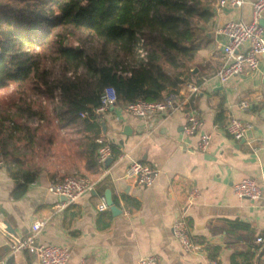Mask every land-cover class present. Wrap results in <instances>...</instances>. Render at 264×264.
Here are the masks:
<instances>
[{
	"label": "crops",
	"instance_id": "0c3cea01",
	"mask_svg": "<svg viewBox=\"0 0 264 264\" xmlns=\"http://www.w3.org/2000/svg\"><path fill=\"white\" fill-rule=\"evenodd\" d=\"M208 1L213 11L205 29L209 42L199 50L191 64L192 75L185 80L198 85L199 93L188 97L183 81L167 95L183 105L166 119L159 114L150 120L134 117L119 104L108 109L101 116L100 127L96 126L120 154L113 157L95 193L83 194L75 203L60 207V196L47 190L50 182L64 175L97 178L102 171L86 168L77 136L64 129L53 132V147L50 140L46 144L52 148L48 155L21 154L11 148L0 153L5 160L0 168V264H37L33 250L13 255L9 248L10 235H28L35 222H43L35 242L67 247L68 264L83 260L86 264H137L146 256H155L161 264H207L212 257L220 264H232L233 258L264 264L262 244L255 240L264 238V56L257 69H244L226 82L215 76L227 40L218 30L229 20L250 21L254 0H244L241 7ZM247 45L242 44L240 50ZM242 99L249 102V108H239ZM192 110L203 121L201 131L211 135L205 151L197 148L198 133L183 131L186 115ZM228 114L249 125L242 139L235 140L227 133ZM132 160L149 164L158 175L148 187L125 180L131 188L124 193L118 182ZM18 161L38 170L21 195V187L7 170ZM243 177L257 182L259 198H239L233 193L232 185ZM107 189L111 197L116 195L118 206L113 204L121 209L120 214L114 215L109 206L97 210L99 195ZM192 189H197L198 195L188 203ZM124 195L138 205L127 206ZM122 207L130 213L124 214ZM179 216L184 217L188 234L199 246L194 250L185 251L173 238L172 226Z\"/></svg>",
	"mask_w": 264,
	"mask_h": 264
},
{
	"label": "trees",
	"instance_id": "16d2710c",
	"mask_svg": "<svg viewBox=\"0 0 264 264\" xmlns=\"http://www.w3.org/2000/svg\"><path fill=\"white\" fill-rule=\"evenodd\" d=\"M212 17L208 0L0 1V89L13 85L48 103L55 102L57 89L59 126L77 136L86 168L97 172L99 131L78 113L95 108L107 86L115 88L116 104L121 106L137 98L162 100L173 93L190 79L191 64L209 42L205 29ZM140 39L144 58L137 51ZM46 64L58 67L53 81ZM20 101L19 114L10 121L28 135L30 129L20 118L47 120L46 109L23 97ZM2 112L0 120H7ZM6 147L0 138V153ZM119 153L113 148L115 156ZM7 170L21 187L18 195L38 172L20 161ZM123 197L127 206L138 205L128 195ZM112 200L118 206L116 195ZM232 264L248 263L233 258Z\"/></svg>",
	"mask_w": 264,
	"mask_h": 264
},
{
	"label": "built area",
	"instance_id": "2783aa9c",
	"mask_svg": "<svg viewBox=\"0 0 264 264\" xmlns=\"http://www.w3.org/2000/svg\"><path fill=\"white\" fill-rule=\"evenodd\" d=\"M220 6H234L241 7L244 0H218ZM251 19L250 21L243 20H229L226 22L218 32L226 37V43L223 46V61L221 66L217 69L215 76L221 82H226L231 77L241 73L244 69L255 70L258 68L261 58L264 56V28L260 25V19L264 12V0H254L251 3ZM247 43L244 50H240V46ZM139 55L144 58V51L142 49V39L137 45ZM129 75V72H125ZM184 86L189 92L188 97H195L199 93V86L192 82H184ZM117 102L116 90L113 86H107L103 89L99 104L88 111H80L78 115L81 118H86L100 127L101 116L110 109ZM183 105V101H179L174 96H165L162 100H146L137 98L122 106L125 113L144 120H150L155 114L162 115V119L170 117L176 110ZM240 109L249 108L250 104L246 99L238 102ZM264 106V101H263ZM203 121L192 110L187 113L183 131L185 134L199 135L197 148L200 151H205L210 143L211 135L207 132H202ZM249 127L240 119L228 114L225 129L227 133L235 140H240L244 137L245 130ZM101 129V128H100ZM97 143V163L99 169L102 170L97 178H90L81 174H67L60 178H56L49 183L47 190L57 196H65L66 200L62 201L59 206L66 207L73 204L77 199L86 193L95 191L97 184L104 179V174L108 172L109 165L106 164L109 158H117L113 154L114 145L107 138V136L100 132L96 138ZM5 166V160L0 156V168ZM158 170L149 164L140 160H132L127 165L122 178L124 180H131L132 182L148 187L151 186L157 178ZM233 193L239 198L257 199L261 195V188L257 182L251 177H243L238 182L232 185ZM117 195L119 193L117 192ZM198 195L197 189L192 191L187 196L188 203L192 202ZM108 208L106 197L104 194L99 195L97 210L104 211ZM124 214H129L128 208L122 207ZM43 222H35L31 226V232L20 237L17 235H10L9 248L14 255L26 249L34 251L37 264H68L70 258V250L67 247L35 242V235L40 230ZM172 235L179 245L185 251H191L199 247L188 234L184 217L179 216L172 226ZM256 242L262 244L261 248L264 250V238L258 236ZM79 264H86L83 260ZM137 264H161L155 256L140 257ZM207 264H220L216 258L209 259Z\"/></svg>",
	"mask_w": 264,
	"mask_h": 264
},
{
	"label": "rangeland",
	"instance_id": "374dc122",
	"mask_svg": "<svg viewBox=\"0 0 264 264\" xmlns=\"http://www.w3.org/2000/svg\"><path fill=\"white\" fill-rule=\"evenodd\" d=\"M0 1L13 3V0ZM114 55L109 56L110 61L114 58ZM45 67L51 71L50 79L52 81L55 80L58 77V67L51 68L49 64H46ZM54 93L55 102H57L59 92L56 89ZM20 97H23V99L33 105H42L46 109L45 114L48 118L47 120H40L36 117L29 118L27 116L20 118L22 125L30 129L28 135H26L23 129L16 130L13 128L10 121V117H16L19 114L18 107L22 105ZM55 102L48 103L45 99L38 98L32 93H28V91L18 92L13 85L0 89V114L4 110L2 115H8L7 120H3L2 118L0 120V138L6 142V150L8 152H10L9 148H11L21 154L32 152L34 156L40 157L51 153L52 148L46 146L47 142L50 140L48 144L53 147V132L55 131L58 134L60 129L63 130L59 126V120L54 108ZM65 132L69 133L66 130ZM2 154H5V152Z\"/></svg>",
	"mask_w": 264,
	"mask_h": 264
},
{
	"label": "water",
	"instance_id": "95a60500",
	"mask_svg": "<svg viewBox=\"0 0 264 264\" xmlns=\"http://www.w3.org/2000/svg\"><path fill=\"white\" fill-rule=\"evenodd\" d=\"M259 22H260V25L264 28V18L263 17L260 19ZM263 116H264V111H263ZM111 162H112V158H109L107 160L106 164L109 165ZM118 185H119V189L122 190L124 193H128L130 188H131L130 183H127L124 179H120L118 182ZM93 193H95V191H93ZM104 194L106 197V202H107L111 212L114 215L120 214L121 209L113 204L112 197H111V190L107 189ZM60 200L65 201L66 197L61 195Z\"/></svg>",
	"mask_w": 264,
	"mask_h": 264
}]
</instances>
